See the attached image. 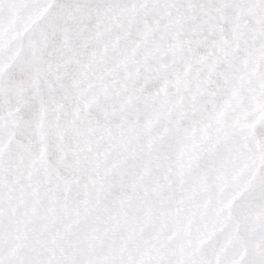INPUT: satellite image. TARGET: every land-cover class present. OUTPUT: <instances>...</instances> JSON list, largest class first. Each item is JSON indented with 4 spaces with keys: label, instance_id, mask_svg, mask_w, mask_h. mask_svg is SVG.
I'll use <instances>...</instances> for the list:
<instances>
[{
    "label": "snow or ice",
    "instance_id": "6c2138e0",
    "mask_svg": "<svg viewBox=\"0 0 264 264\" xmlns=\"http://www.w3.org/2000/svg\"><path fill=\"white\" fill-rule=\"evenodd\" d=\"M0 264H264V0H0Z\"/></svg>",
    "mask_w": 264,
    "mask_h": 264
}]
</instances>
